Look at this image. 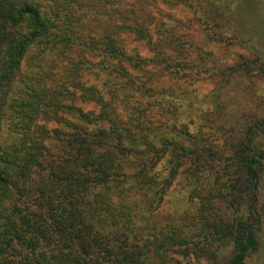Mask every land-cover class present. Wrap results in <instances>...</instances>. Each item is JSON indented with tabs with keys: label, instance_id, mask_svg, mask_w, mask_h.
<instances>
[{
	"label": "trees",
	"instance_id": "obj_1",
	"mask_svg": "<svg viewBox=\"0 0 264 264\" xmlns=\"http://www.w3.org/2000/svg\"><path fill=\"white\" fill-rule=\"evenodd\" d=\"M233 78L264 81V0H0V264H249L264 107L223 109Z\"/></svg>",
	"mask_w": 264,
	"mask_h": 264
},
{
	"label": "rangeland",
	"instance_id": "obj_2",
	"mask_svg": "<svg viewBox=\"0 0 264 264\" xmlns=\"http://www.w3.org/2000/svg\"><path fill=\"white\" fill-rule=\"evenodd\" d=\"M213 45V44H212ZM140 51L143 54H147L146 50L142 47L141 44H138ZM213 52L220 53L214 46H212ZM231 55L237 52H244V50L240 46H234L231 50ZM228 62H231V59H228ZM227 63V62H226ZM90 78V76L87 75ZM96 77L91 75V78ZM90 78V79H91ZM97 78L96 82L99 83L100 80ZM254 83L251 84L250 87L244 86L246 85V81L239 80L238 78H233L231 85L226 87L223 93L218 98V102H223L226 106L225 110L228 111L227 105L230 106V109H235V106L239 103L250 104L253 107L252 101L259 105L261 108L264 107V81L254 78ZM212 83L210 80L196 82L194 85H191L190 92L187 96L191 98L192 102L195 105H201L203 108L207 109L212 107L208 103V97H205L209 94V90L211 89ZM192 95L194 97H192ZM187 96L185 98H187ZM205 97V99H204ZM182 101V100H181ZM91 107V105H89ZM191 126V129L195 126ZM205 131H209L206 127L204 128ZM219 142V141H217ZM182 184L180 182H175L172 188L169 190L170 192L166 196V200L159 208V212L161 215H166L167 213H172L176 210L183 211L185 209H189L190 203L187 202L186 193L182 189ZM249 264H264V237L260 240V245L258 248L252 252L248 259Z\"/></svg>",
	"mask_w": 264,
	"mask_h": 264
}]
</instances>
